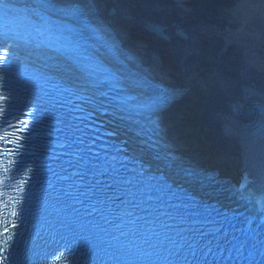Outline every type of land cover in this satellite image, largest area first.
<instances>
[{
	"label": "snow or ice",
	"instance_id": "snow-or-ice-1",
	"mask_svg": "<svg viewBox=\"0 0 264 264\" xmlns=\"http://www.w3.org/2000/svg\"><path fill=\"white\" fill-rule=\"evenodd\" d=\"M126 3L0 0V264H264V87L231 107L233 182L170 141L181 89L126 28L183 36Z\"/></svg>",
	"mask_w": 264,
	"mask_h": 264
},
{
	"label": "bare ground",
	"instance_id": "bare-ground-1",
	"mask_svg": "<svg viewBox=\"0 0 264 264\" xmlns=\"http://www.w3.org/2000/svg\"><path fill=\"white\" fill-rule=\"evenodd\" d=\"M182 1L184 15L174 0L125 4L132 16L158 20L173 32L179 27L187 34L182 41L154 40L134 25L127 26L126 40L156 61L166 85L181 89L161 112L170 141L236 182L241 174L239 130L226 129L240 92L264 87V0Z\"/></svg>",
	"mask_w": 264,
	"mask_h": 264
},
{
	"label": "rangeland",
	"instance_id": "rangeland-1",
	"mask_svg": "<svg viewBox=\"0 0 264 264\" xmlns=\"http://www.w3.org/2000/svg\"><path fill=\"white\" fill-rule=\"evenodd\" d=\"M174 2H175V4H176V6L178 7V9H180L178 14H179V15H184L183 12H181V10L183 11L182 6L184 5V2L182 1V2H179V3H178V0H174ZM222 13H223V15H224L225 17H227V11L223 10ZM244 20H245V19H244ZM251 20H252V19H248V20L246 19V21H247L248 23H252ZM225 28H227V26H225ZM245 36H246V34H245ZM248 42H250V40H249ZM250 43H251V42H250Z\"/></svg>",
	"mask_w": 264,
	"mask_h": 264
},
{
	"label": "water",
	"instance_id": "water-1",
	"mask_svg": "<svg viewBox=\"0 0 264 264\" xmlns=\"http://www.w3.org/2000/svg\"><path fill=\"white\" fill-rule=\"evenodd\" d=\"M176 32L182 34L183 37L187 36V34L184 31H182L179 27L176 29Z\"/></svg>",
	"mask_w": 264,
	"mask_h": 264
}]
</instances>
